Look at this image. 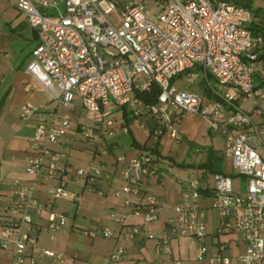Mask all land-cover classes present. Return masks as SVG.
I'll return each mask as SVG.
<instances>
[{"label":"built area","instance_id":"obj_1","mask_svg":"<svg viewBox=\"0 0 264 264\" xmlns=\"http://www.w3.org/2000/svg\"><path fill=\"white\" fill-rule=\"evenodd\" d=\"M148 3L159 10L157 22L148 17ZM15 5L37 35L24 70L49 92L55 106L46 110L27 100L19 107L21 119L33 121L35 153L24 163L29 180L14 181L7 208L15 216L0 218V252L11 247L12 264H40L41 256L62 259L48 249L39 256L25 253L35 245L33 214H45L53 233L67 222L54 209L55 201L70 195L67 155L53 145L76 131L93 145H106L116 132L128 131L124 124L115 130L114 109L136 105L135 115L154 119L151 136L156 139L179 142L174 121L182 113L204 119L213 132L224 135L222 155L244 180L238 192L227 172L213 173V186L203 173L185 181L181 201L167 220L168 234L158 239L156 252L170 254L172 237L190 236L195 238L196 260L203 264H264V108L259 105L264 91L258 86L264 82V33L252 34L247 27L254 21L252 10L227 0H128L122 5L115 0H17ZM178 77L196 86L177 88L171 79ZM154 83L160 88L155 103L144 104L133 95ZM240 98L252 99V107L241 108ZM79 113L83 121L76 122L73 117ZM115 163L120 194L139 196L143 179L158 174L152 153L117 154ZM75 174L93 182L85 169L77 168ZM41 185L45 200L35 194ZM140 210L142 225L129 228L126 236L142 233L152 239L148 225L161 206L153 202ZM211 210L217 225L209 253L205 220ZM111 216L124 221L122 215ZM97 233L113 235L108 228ZM231 240L239 249L235 253L228 249ZM122 254L117 247L109 259Z\"/></svg>","mask_w":264,"mask_h":264},{"label":"crops","instance_id":"obj_2","mask_svg":"<svg viewBox=\"0 0 264 264\" xmlns=\"http://www.w3.org/2000/svg\"><path fill=\"white\" fill-rule=\"evenodd\" d=\"M16 1L0 0V218L2 220H9L10 215L15 216L10 214L7 208L15 190L14 181L29 180V175L24 171V163L27 156L35 153L31 149L33 121L21 119L18 114L19 107L27 100L34 105L45 106L46 110L55 106L49 97V92L24 70L30 58V51L37 43V35L36 30L29 26L25 14L16 8ZM249 99L240 98L238 104ZM135 106L127 105L114 109L115 130L124 124L129 128L134 139L151 147L157 139L149 137V128L156 126V123L145 113L135 115ZM250 107L252 105L245 109L248 110ZM125 112L127 117L132 118L128 124L125 122ZM253 118L258 120L255 115ZM73 120L83 121L81 113L75 115ZM183 122L185 124L181 127ZM174 123L181 140L170 141L168 137H161L159 147L161 156L154 155L158 174L143 179L139 196L117 192L121 182L119 168L115 163L116 153L107 154L105 150L103 151L105 154L94 153V155L87 149L94 145L91 142H81L83 138L80 132L68 134L59 144L53 145L54 149H60L67 155V170L70 173L67 189L70 195L54 203V209L64 213L67 222L60 230L53 233L46 227L45 214L40 216L33 214V229L30 233L35 238V245L27 246L25 253L39 256L42 249H48L62 255V259L41 256L40 264H203L204 261L196 262L195 238L190 236L172 237L170 254L159 253L155 249L158 239L168 234L167 220L174 216L173 207L181 201L180 193L185 183L178 181L177 184L165 180L164 173L170 172L167 167L159 164L158 159H162L172 146H176L173 149L177 150V144L181 141L184 145L188 141H193L198 129L203 125L208 126V122L204 119L185 113L180 114ZM134 128L143 133L144 140L136 136ZM208 128L211 133L210 127ZM128 132H116L109 137L106 142L107 150L115 149L113 151L124 153L127 157H136L145 152L130 145ZM222 138L224 139V135ZM118 145L123 148L118 149ZM96 147L95 145L94 149ZM75 149H82L91 154L90 162L96 156H111L109 161L107 159L101 161L103 166H110L111 170L98 168L87 170L94 176L93 182L77 176L76 160L71 154ZM35 194L38 199H46L42 185ZM153 202L162 209L157 219L148 225L154 237L150 239L142 233L135 237L126 236L129 228L142 225L143 214L140 208ZM111 213L122 215L123 223L116 222ZM27 227L26 224L22 228L26 231ZM102 228L113 231L112 237H104L97 233ZM91 231H95L97 235L90 236ZM117 247L122 248L123 254L117 259H109ZM12 260L11 247L0 252V264H12Z\"/></svg>","mask_w":264,"mask_h":264},{"label":"rangeland","instance_id":"obj_3","mask_svg":"<svg viewBox=\"0 0 264 264\" xmlns=\"http://www.w3.org/2000/svg\"><path fill=\"white\" fill-rule=\"evenodd\" d=\"M115 1L118 2L119 5H122L124 2H126L128 0H115ZM255 3H256V5L259 4V2H255ZM147 6L151 10L148 17L157 22V14L159 13V10H157L156 7H154L153 3H148ZM198 82H200L198 84L201 87L203 85L202 80L200 81V79H199ZM184 83H186V80H184L183 78H177V80L175 79V82H174V84L176 85L177 88L184 86ZM186 84H188L189 88L196 86L195 83H193L192 85H190L189 83H186ZM259 88L261 89V91H264V85H260ZM239 104H240L239 106L241 108L245 109V108H248L249 105H253V100L252 99L243 100V101H240ZM259 104L262 106V108H264V98L259 99ZM184 124H185V122H183V124H181V127H183ZM208 127H209V124H208V126L203 125L200 129H198V131L194 135L193 141L192 140L188 141V143H185V145L181 141L179 144H177L178 145L177 150L173 149L176 146L175 147L172 146V148L168 149V152H165L161 161H159V164L161 166L167 167L169 172H170V173H168V172L164 173L165 180L173 181L174 183L178 184V181L181 182V181H187L189 179H194L195 177L201 175L203 172V169H201L195 165L197 163L201 162L205 158L204 148L211 147L214 150L223 151L224 139L222 138V135H220V133L213 132L212 130H211L212 132L210 133L208 131V129H209ZM134 130H135V134L138 138H140L142 140L145 139L143 137L144 136L143 133L140 132L139 129L134 128ZM76 133H77V131H76ZM80 141L86 142V143L88 142V141H84L82 139ZM184 141H185V139H184ZM168 146L169 145H166V147H168ZM94 147H95V145H94ZM94 147H88L87 149H89L90 152H93V154L94 153L105 154L103 152L105 150H106L107 154H112V155H114V153L122 154L119 151H113L115 149L107 150V146L105 144H101V147L97 146L95 149H94ZM117 148L122 149L123 146L118 145ZM99 149H101V150H99ZM71 154L74 155V157H75V160H76L75 165L77 168H80V169L82 168L85 170H90V169L92 170L95 168L102 169L105 171L111 170V169H109L110 166H107V165L103 166L101 163V161H104L106 159H107V161H109L111 159V156L110 157H105L103 155L102 156H96L92 160V162H90L92 155L86 153L82 149L81 150L75 149V150L71 151ZM181 160H184L186 163L194 165L195 167L179 168L176 165H174L172 162V161L180 162ZM223 164H224L223 165L224 170L228 174H230V178L232 180L233 190L235 192L242 191L244 189L243 178L239 174L237 175L236 170L233 167V164L230 162V160L224 159ZM206 179H208L209 184L211 186H213L215 180H214L213 174L211 172L206 173ZM205 221H206V231H207V234H209L208 239L206 241V249L208 250L209 253H212L214 246L211 243V236L215 230V226L217 225L216 215H215L214 211H212V210L208 211ZM228 238H231V237H228ZM228 249L231 253H235L237 251L235 241L231 240L229 242V248ZM198 261H201V260H198ZM198 261L196 260V262H198Z\"/></svg>","mask_w":264,"mask_h":264},{"label":"trees","instance_id":"obj_4","mask_svg":"<svg viewBox=\"0 0 264 264\" xmlns=\"http://www.w3.org/2000/svg\"><path fill=\"white\" fill-rule=\"evenodd\" d=\"M229 2H233L236 5L244 6L252 10L253 15H254V21L250 24L247 25V27L251 30L252 34H261L264 33V20H262V16H264V5L259 3L256 5L255 2H259L258 0H227ZM175 78H172L171 80L174 81ZM260 85H264V82H259ZM202 90L204 93H207L209 96L211 94L209 93V90L207 87H202ZM160 92V88L157 84H153L149 90L145 91H138L135 90L134 96H137L142 103L144 104H152L155 103L158 99V94ZM125 116V122L128 124L132 118L127 117V112L124 113ZM155 126L153 125L151 128H149V136H151ZM128 133H129V139H130V145L133 146L134 148H139L141 150H144L145 152H148L149 154L156 155L158 157L161 156V152L159 151V147L161 144V136L157 137V140L154 141V143L151 145V147H148L145 145V143H140L136 139L133 138V136L130 133L129 128ZM205 150V158L197 163L195 166L203 169V174L211 172L213 173H226L223 167V160L224 157L222 155L221 151L214 150L211 147L204 148ZM158 161H161V159H158ZM174 165H176L179 168H190V167H195L194 165H191L189 163H186L184 160H181L180 162L172 161Z\"/></svg>","mask_w":264,"mask_h":264}]
</instances>
